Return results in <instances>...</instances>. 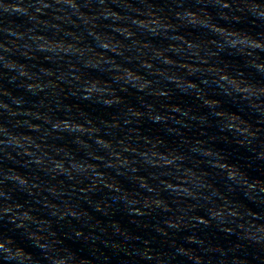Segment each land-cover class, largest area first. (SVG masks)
<instances>
[{
	"label": "water",
	"instance_id": "1",
	"mask_svg": "<svg viewBox=\"0 0 264 264\" xmlns=\"http://www.w3.org/2000/svg\"><path fill=\"white\" fill-rule=\"evenodd\" d=\"M0 264H256L185 0H0Z\"/></svg>",
	"mask_w": 264,
	"mask_h": 264
}]
</instances>
